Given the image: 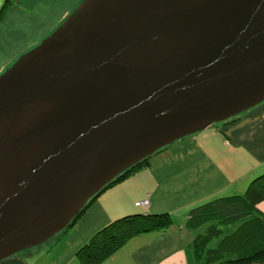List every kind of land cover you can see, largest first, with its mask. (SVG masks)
Wrapping results in <instances>:
<instances>
[{"label":"water","instance_id":"obj_1","mask_svg":"<svg viewBox=\"0 0 264 264\" xmlns=\"http://www.w3.org/2000/svg\"><path fill=\"white\" fill-rule=\"evenodd\" d=\"M263 100L264 0H81L0 74V260L39 252L124 171Z\"/></svg>","mask_w":264,"mask_h":264},{"label":"crops","instance_id":"obj_2","mask_svg":"<svg viewBox=\"0 0 264 264\" xmlns=\"http://www.w3.org/2000/svg\"><path fill=\"white\" fill-rule=\"evenodd\" d=\"M80 1L0 0V10L7 3L0 17V40L8 37L9 30L15 42L45 38ZM8 24L10 29L3 32ZM5 68L0 64V72ZM263 172L264 100L234 120L176 140L154 154L147 166L101 192L61 238L32 255H9L0 264H81L78 249L101 228L124 216L163 212L172 220L167 227L131 236L98 264H199L194 242L207 233L210 223L191 218V210L243 193ZM144 198L147 206L135 204ZM256 207L264 236V201ZM218 240L212 238L209 246H216Z\"/></svg>","mask_w":264,"mask_h":264},{"label":"trees","instance_id":"obj_3","mask_svg":"<svg viewBox=\"0 0 264 264\" xmlns=\"http://www.w3.org/2000/svg\"><path fill=\"white\" fill-rule=\"evenodd\" d=\"M6 2L0 10V17L7 8ZM236 117L228 120H234ZM150 158L151 156L143 159L105 185L66 228L42 244L52 243L61 238L101 192L147 166ZM261 201H264V172L251 180L243 193L217 198L193 208L191 211L194 216H190L191 218L201 224L210 223L207 233L194 242L198 263L264 264V236H261L262 224L258 221L256 207ZM171 221L169 213L166 212L121 217L97 231L78 249L77 256L81 264H98L119 249L131 236L164 229ZM216 237H219L216 246H209L210 240Z\"/></svg>","mask_w":264,"mask_h":264},{"label":"rangeland","instance_id":"obj_4","mask_svg":"<svg viewBox=\"0 0 264 264\" xmlns=\"http://www.w3.org/2000/svg\"><path fill=\"white\" fill-rule=\"evenodd\" d=\"M78 4H77V6H78ZM77 6H75V8ZM74 9L72 10V12L74 11ZM62 23H63V21L59 24V26ZM7 29H10L9 24L4 27L3 32L8 31ZM52 31H54V30H52ZM6 33H8V37H6L5 40H0V64L4 63L7 66V68L13 62H15L18 59V57H20L23 53L30 51L31 49L35 48L44 38V37L41 39L39 37L33 38L34 36H31L29 39L28 38L20 39L19 41L15 42V39L12 35L13 34L12 31L9 30ZM5 70H6V68L2 72H0V74L3 73ZM152 156H151V158H152Z\"/></svg>","mask_w":264,"mask_h":264},{"label":"built area","instance_id":"obj_5","mask_svg":"<svg viewBox=\"0 0 264 264\" xmlns=\"http://www.w3.org/2000/svg\"><path fill=\"white\" fill-rule=\"evenodd\" d=\"M148 203H149V201H148L147 198H144V199H142V200H138V201L135 202V204H136L137 206H147Z\"/></svg>","mask_w":264,"mask_h":264},{"label":"flooded vegetation","instance_id":"obj_6","mask_svg":"<svg viewBox=\"0 0 264 264\" xmlns=\"http://www.w3.org/2000/svg\"><path fill=\"white\" fill-rule=\"evenodd\" d=\"M13 121H16V120H13ZM5 121H1L0 122V127L2 126V123H4ZM3 126H5V125H3Z\"/></svg>","mask_w":264,"mask_h":264}]
</instances>
